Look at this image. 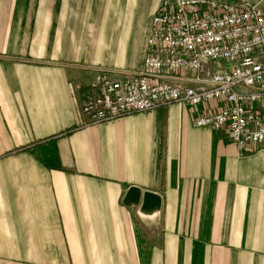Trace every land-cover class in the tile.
I'll list each match as a JSON object with an SVG mask.
<instances>
[{"label":"crops","instance_id":"crops-1","mask_svg":"<svg viewBox=\"0 0 264 264\" xmlns=\"http://www.w3.org/2000/svg\"><path fill=\"white\" fill-rule=\"evenodd\" d=\"M163 1L0 0V264H264V145L180 102L79 123L100 69H142Z\"/></svg>","mask_w":264,"mask_h":264},{"label":"built area","instance_id":"built-area-1","mask_svg":"<svg viewBox=\"0 0 264 264\" xmlns=\"http://www.w3.org/2000/svg\"><path fill=\"white\" fill-rule=\"evenodd\" d=\"M92 87L82 125L180 102L202 107L196 127L252 152L264 145V1L164 0L142 69L121 77L102 68Z\"/></svg>","mask_w":264,"mask_h":264},{"label":"water","instance_id":"water-1","mask_svg":"<svg viewBox=\"0 0 264 264\" xmlns=\"http://www.w3.org/2000/svg\"><path fill=\"white\" fill-rule=\"evenodd\" d=\"M141 201L140 212L144 214H153L161 209L162 197L158 193L142 190L139 187H129L127 194L123 200L126 205H138Z\"/></svg>","mask_w":264,"mask_h":264}]
</instances>
